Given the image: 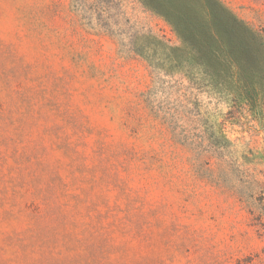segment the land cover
<instances>
[{
    "label": "rangeland",
    "instance_id": "rangeland-1",
    "mask_svg": "<svg viewBox=\"0 0 264 264\" xmlns=\"http://www.w3.org/2000/svg\"><path fill=\"white\" fill-rule=\"evenodd\" d=\"M179 47L140 0H0V264H264V62L246 101Z\"/></svg>",
    "mask_w": 264,
    "mask_h": 264
},
{
    "label": "trees",
    "instance_id": "trees-1",
    "mask_svg": "<svg viewBox=\"0 0 264 264\" xmlns=\"http://www.w3.org/2000/svg\"><path fill=\"white\" fill-rule=\"evenodd\" d=\"M140 1L172 25L181 42L176 50L181 54L189 51L195 66L203 69L214 85L249 101L247 89L253 88L246 85L243 72L259 69L257 59L264 62V41L255 30L219 0ZM230 75L234 79L224 82L222 78Z\"/></svg>",
    "mask_w": 264,
    "mask_h": 264
}]
</instances>
